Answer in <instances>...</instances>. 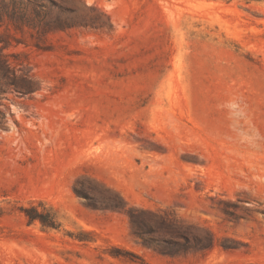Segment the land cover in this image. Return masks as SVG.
Instances as JSON below:
<instances>
[{
	"label": "rangeland",
	"instance_id": "obj_1",
	"mask_svg": "<svg viewBox=\"0 0 264 264\" xmlns=\"http://www.w3.org/2000/svg\"><path fill=\"white\" fill-rule=\"evenodd\" d=\"M54 1L74 27L9 31L42 88L0 106V264H264V0ZM78 180L142 209L156 246ZM38 202L59 229L29 224ZM168 219L214 246L163 253Z\"/></svg>",
	"mask_w": 264,
	"mask_h": 264
},
{
	"label": "trees",
	"instance_id": "obj_2",
	"mask_svg": "<svg viewBox=\"0 0 264 264\" xmlns=\"http://www.w3.org/2000/svg\"><path fill=\"white\" fill-rule=\"evenodd\" d=\"M6 26L7 34H0V106H4V99L9 95L19 97L32 96L41 90V84L35 76L24 67L12 65L6 49L9 46L8 37L11 29L23 31L27 29L31 37L38 39L48 35L65 31L75 26L74 18L67 9L59 6L54 0H0V27ZM36 45L40 46L38 43ZM44 48V47H40ZM7 123L6 114L0 109V127ZM75 193L87 200V205L92 209H108L126 213L130 219L134 233L142 238L147 246H156L145 237L150 230L148 219L142 209L130 206L120 193L110 188L105 191L108 195L86 185L78 180L74 187ZM21 212L27 218L29 224L39 222L43 227L59 229L61 223L56 213L47 209L43 202L31 203L29 207L22 208ZM169 232L176 240L166 242L162 246V252L169 255H179L189 250L210 249L214 246V236L206 231L207 237L202 236L194 227H185L177 224L178 221L168 219ZM183 240V242L181 241ZM230 249L233 247H227Z\"/></svg>",
	"mask_w": 264,
	"mask_h": 264
}]
</instances>
